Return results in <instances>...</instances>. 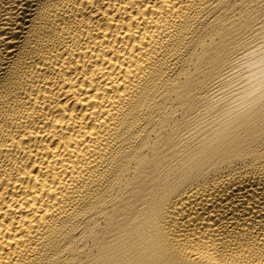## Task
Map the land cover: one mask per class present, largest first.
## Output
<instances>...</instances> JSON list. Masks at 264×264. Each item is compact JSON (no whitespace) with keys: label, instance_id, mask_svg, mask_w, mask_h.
Segmentation results:
<instances>
[{"label":"bare ground","instance_id":"bare-ground-1","mask_svg":"<svg viewBox=\"0 0 264 264\" xmlns=\"http://www.w3.org/2000/svg\"><path fill=\"white\" fill-rule=\"evenodd\" d=\"M0 264H264V0H0Z\"/></svg>","mask_w":264,"mask_h":264}]
</instances>
